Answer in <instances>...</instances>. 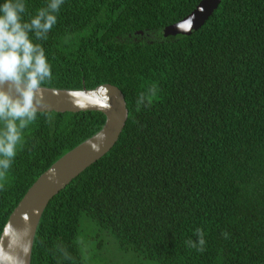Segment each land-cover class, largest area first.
Masks as SVG:
<instances>
[{
    "label": "trees",
    "instance_id": "obj_1",
    "mask_svg": "<svg viewBox=\"0 0 264 264\" xmlns=\"http://www.w3.org/2000/svg\"><path fill=\"white\" fill-rule=\"evenodd\" d=\"M200 1L65 0L34 41L52 66L42 86L111 83L129 114L46 207L31 264H264V0H222L191 34L161 35ZM47 2L25 0L24 19ZM105 120L38 112L0 179V235L38 177ZM197 228L203 252L185 243Z\"/></svg>",
    "mask_w": 264,
    "mask_h": 264
},
{
    "label": "water",
    "instance_id": "obj_2",
    "mask_svg": "<svg viewBox=\"0 0 264 264\" xmlns=\"http://www.w3.org/2000/svg\"><path fill=\"white\" fill-rule=\"evenodd\" d=\"M222 0H201L184 19L162 29L161 35L191 34L218 8ZM47 105L44 111L79 112L97 110L104 113L103 127L60 157L31 185L10 214L0 235V256L3 264H31L32 249L41 217L56 194L73 178L104 156L119 140L126 125L129 110L123 91L114 84L104 83L94 89H59L45 87ZM69 93H77L76 96ZM109 107H102L104 104ZM80 105H86L80 107ZM99 146L94 151L91 144ZM50 169L55 176L49 179ZM27 217V219H25ZM8 226H11L9 228ZM27 246L28 251L25 252Z\"/></svg>",
    "mask_w": 264,
    "mask_h": 264
},
{
    "label": "clouds",
    "instance_id": "obj_3",
    "mask_svg": "<svg viewBox=\"0 0 264 264\" xmlns=\"http://www.w3.org/2000/svg\"><path fill=\"white\" fill-rule=\"evenodd\" d=\"M64 2L48 0L46 6L38 9L29 20L24 19L27 11L25 0H4L0 4V179L12 166L18 146L23 142L24 129L36 120L38 112H44L47 105L42 85L51 79L52 66L43 46L34 41L47 39ZM69 95L76 96L77 93ZM143 99L142 94L138 105ZM102 107L109 105L105 103ZM91 147L94 151L100 150L95 143ZM49 171V179H52L55 169ZM195 233L198 242L187 240L185 243L203 252L206 243L204 232L197 228ZM223 235L228 237L227 232ZM24 250L28 251L27 246ZM64 255L70 259L67 252ZM4 259L0 256V264Z\"/></svg>",
    "mask_w": 264,
    "mask_h": 264
}]
</instances>
